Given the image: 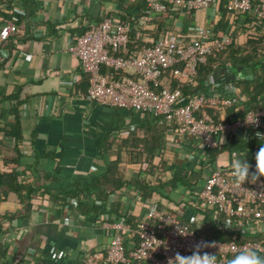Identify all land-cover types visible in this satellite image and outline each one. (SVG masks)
I'll list each match as a JSON object with an SVG mask.
<instances>
[{"label":"crops","instance_id":"obj_1","mask_svg":"<svg viewBox=\"0 0 264 264\" xmlns=\"http://www.w3.org/2000/svg\"><path fill=\"white\" fill-rule=\"evenodd\" d=\"M220 4L169 17L170 30L184 33L196 25L213 30L220 20ZM145 10L139 0H0V28L7 22L17 26L16 34L0 42V264H82L84 254L104 250L112 236V230L102 226L104 214L109 222L122 217L128 222L131 217L135 227L144 216L149 197L140 198L128 187L109 194L103 207L94 212L93 200L86 196L79 198V208L74 201L55 205V198L44 189L54 194L88 186L116 159L120 140L131 133L139 138L150 134L146 130L154 124L150 115L88 99V76L68 51L75 36L104 17L132 21L131 44L143 46L148 38L159 35L156 21L160 16H147ZM262 25L264 28V20ZM245 42L242 36L237 39V45ZM164 142L167 165L154 178L166 186L164 195L170 201L163 203H169V210L182 223L204 230L216 220L211 214L215 210L203 205L195 194L212 169H230L238 153L249 162L252 173L256 154L264 147L260 137L248 142L239 139L242 147L231 140L220 152L204 153L191 139L176 138L168 143L164 138ZM122 157L123 153L119 166L129 180L138 174L137 168ZM260 170H264V162ZM191 171H202V176L190 191L180 186L172 190L167 185L173 176ZM12 173L21 186L37 182L39 191L30 194L29 200L24 188L15 193L11 190L14 184L6 185L2 177Z\"/></svg>","mask_w":264,"mask_h":264},{"label":"built area","instance_id":"obj_2","mask_svg":"<svg viewBox=\"0 0 264 264\" xmlns=\"http://www.w3.org/2000/svg\"><path fill=\"white\" fill-rule=\"evenodd\" d=\"M139 1L144 2L147 16L168 14L171 19L223 2L229 27L221 36H215L207 26H189L184 33L176 34L167 29L157 38H148L141 48L129 51L131 24L102 18L75 36L68 48L88 76V99L101 106L150 115L165 126L166 142L191 139L203 153L220 152L231 140L264 139V109L240 114L242 96L237 86L217 85L213 75L202 86L195 81L198 66L209 56L237 44L239 36L247 41L250 33L263 27L264 0ZM16 32L17 26L7 22L0 28V42ZM218 66L215 64L214 69ZM102 67L107 73L101 72ZM230 68L226 64L225 69ZM171 69L174 78L186 82L187 92L164 87V76ZM124 72L129 75H115ZM237 75L240 80L250 77L249 72ZM251 172H256L255 165ZM242 187L233 183L231 169L217 166L195 198L231 220L235 230L246 233L260 226L264 231V176L255 183L246 181ZM107 216L104 214L101 222L112 230L108 244L102 251L84 254L82 264H168L177 252L191 255L197 244L207 245L201 247V253L217 254L219 264H227L229 256L241 246L255 247L264 254V240L237 243L234 236L230 241H210L182 223L174 210L159 209L152 203L146 204V212L135 228L123 217L109 222Z\"/></svg>","mask_w":264,"mask_h":264},{"label":"trees","instance_id":"obj_3","mask_svg":"<svg viewBox=\"0 0 264 264\" xmlns=\"http://www.w3.org/2000/svg\"><path fill=\"white\" fill-rule=\"evenodd\" d=\"M220 6V20L218 25H216L212 30L215 36H221L225 34L230 23L229 14L227 13L223 2H221ZM169 17L170 16L166 14L160 16L157 19L156 23L159 27L157 33L159 35L167 32V29H170V26L168 25ZM120 21L128 22L130 24L132 22L126 18ZM248 21L249 20L246 22ZM136 22H138V18H135L134 23ZM141 47L138 46L136 48L135 45L131 44L130 39L128 46L129 51H133ZM113 54L120 56L125 55L123 52H115ZM215 64L219 65V69H214ZM226 64L231 65L229 70L225 69ZM101 72L105 73L103 67L101 68ZM241 72H249L250 77L241 80L239 78L235 79L236 75L238 73L240 74ZM197 73L198 74L195 80L197 86H202V84L210 75L214 76V82L217 85L237 86L242 96L240 102V114L243 115L244 113L264 109V28H257L253 33H250L249 39L242 46L232 44L227 50L223 52L213 53L208 57L206 63L198 66ZM218 74H224V76L217 80L215 76ZM115 75L128 76L129 73L124 72L121 74L117 73ZM164 79L165 88H180L184 92L189 90V87L183 79L174 78L172 75V69L166 72ZM150 121L151 124L154 123L152 127L146 128L150 134H148L147 137L139 138L134 133H131V135H129L127 138L120 140L117 144L118 153L116 154V159L109 162L106 167V171L95 180L91 181L88 186L75 189L69 188L65 191H59L54 194L47 189H44V192L48 194L51 199H53V197L55 198V205H68L70 204L69 201H75V204L78 208L81 207L79 198H85L86 196L88 199L93 200L91 210L94 212L97 209L103 207V204L108 198L109 194L115 193L121 188L128 187L140 198L149 197L148 202L158 205L159 209L169 210V203H163L164 200H167L168 202L170 201L168 196L164 195L166 190L165 184H158L156 183V180L154 181V178L165 172V166L167 165L163 155V149L165 148L164 138L166 128L164 125L159 124L158 121L153 117ZM16 130L18 132V128H16ZM17 134V138H19V133ZM234 145H238L239 147L244 146V144H239V142ZM106 150L109 153L110 146H108ZM121 153H123V157H126L125 161L128 163V165L133 164L137 168L138 174L131 177L129 180L124 179V174L119 166L122 161ZM209 153H212V155L215 154L214 152ZM144 164L146 165V168L143 169L142 166ZM201 176L202 171L197 173H194L193 171L188 173L185 172L179 176H173L167 185H170L172 190H176L179 186L187 190L190 187L194 188L200 181ZM2 177L6 185L14 184L11 187V190L15 193H19L20 190L24 188L27 193V200L30 199V194L32 195L39 191L40 187L37 185V182L30 183L27 186H21L18 184L20 182H18L15 173ZM201 187H203V185ZM56 195H62L63 197L60 200H57L58 198ZM214 210L215 213L211 214H215L216 220H212L209 230L196 228L189 223L184 224L190 229L194 230L196 233L203 235L207 240L210 241H230L234 236L236 237L237 243H243L245 241L259 242L264 240V231L251 230L249 232L243 233L235 230L231 224V220L220 214L216 209ZM114 214L116 215V213ZM131 219V217L127 219V224L135 228V225H133V220ZM232 256H229L228 259H231Z\"/></svg>","mask_w":264,"mask_h":264},{"label":"clouds","instance_id":"obj_4","mask_svg":"<svg viewBox=\"0 0 264 264\" xmlns=\"http://www.w3.org/2000/svg\"><path fill=\"white\" fill-rule=\"evenodd\" d=\"M250 122H255L250 121ZM256 172L250 173L251 165L240 154H236L235 160L230 164L233 183L240 188L246 181L255 183L264 173L260 170V163L264 161V147H261L255 157ZM182 234V233H181ZM186 234V233H183ZM205 244H197L191 255H182L177 252L173 258L168 260V264H219L217 254L201 253V247ZM227 264H264V254L260 250L252 246H241L231 259H228Z\"/></svg>","mask_w":264,"mask_h":264},{"label":"rangeland","instance_id":"obj_5","mask_svg":"<svg viewBox=\"0 0 264 264\" xmlns=\"http://www.w3.org/2000/svg\"><path fill=\"white\" fill-rule=\"evenodd\" d=\"M244 44V43H243Z\"/></svg>","mask_w":264,"mask_h":264}]
</instances>
